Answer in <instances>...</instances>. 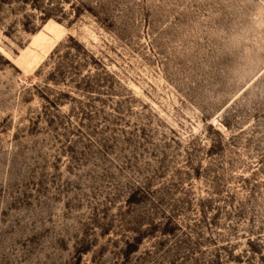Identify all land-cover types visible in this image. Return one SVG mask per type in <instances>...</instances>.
Segmentation results:
<instances>
[{
  "label": "rangeland",
  "instance_id": "obj_1",
  "mask_svg": "<svg viewBox=\"0 0 264 264\" xmlns=\"http://www.w3.org/2000/svg\"><path fill=\"white\" fill-rule=\"evenodd\" d=\"M0 264H264V0H0Z\"/></svg>",
  "mask_w": 264,
  "mask_h": 264
},
{
  "label": "bare ground",
  "instance_id": "obj_2",
  "mask_svg": "<svg viewBox=\"0 0 264 264\" xmlns=\"http://www.w3.org/2000/svg\"><path fill=\"white\" fill-rule=\"evenodd\" d=\"M46 26V25H45ZM51 29V28H50Z\"/></svg>",
  "mask_w": 264,
  "mask_h": 264
}]
</instances>
